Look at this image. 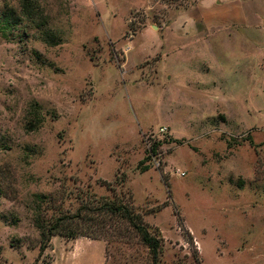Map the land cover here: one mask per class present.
I'll return each instance as SVG.
<instances>
[{
    "label": "rangeland",
    "instance_id": "374dc122",
    "mask_svg": "<svg viewBox=\"0 0 264 264\" xmlns=\"http://www.w3.org/2000/svg\"><path fill=\"white\" fill-rule=\"evenodd\" d=\"M112 201L160 264H264V0H0V264H71L37 205L152 264Z\"/></svg>",
    "mask_w": 264,
    "mask_h": 264
},
{
    "label": "trees",
    "instance_id": "16d2710c",
    "mask_svg": "<svg viewBox=\"0 0 264 264\" xmlns=\"http://www.w3.org/2000/svg\"><path fill=\"white\" fill-rule=\"evenodd\" d=\"M160 143H154L152 146V153L148 157L149 161L153 155H157V148ZM149 168H145L144 172ZM40 198L41 197H37ZM101 212L108 213L111 218H118L123 223H128L133 230L138 233L140 240L146 245L152 255V264H160V256L163 249L162 240L159 235H153L149 228L143 223L142 217L136 213L131 205L125 201L121 202H105L100 208ZM82 209L74 216L62 215L52 220H47L42 210V205L35 206V227L40 231L42 244L41 250L45 251L51 243L53 236L60 235L68 240L77 239L80 237H87L92 239H98V237L90 236L89 233L83 231L79 225V221L82 219ZM102 233V232H101Z\"/></svg>",
    "mask_w": 264,
    "mask_h": 264
},
{
    "label": "crops",
    "instance_id": "0c3cea01",
    "mask_svg": "<svg viewBox=\"0 0 264 264\" xmlns=\"http://www.w3.org/2000/svg\"><path fill=\"white\" fill-rule=\"evenodd\" d=\"M188 29L197 30L198 28H197V26H194L193 25V26L188 27ZM98 242H100V241H98V240H92V239H88V238H79V239H75V240L73 239V240H71V243L73 245V248L71 250L65 251V254H64L63 257L64 258L67 257L68 259L69 258H72L71 264H81L80 263V259L82 261H84L85 258H86L85 252H87L82 247H84L86 245L87 246H91V245H93L95 243H98ZM101 264H104V258L102 259Z\"/></svg>",
    "mask_w": 264,
    "mask_h": 264
},
{
    "label": "built area",
    "instance_id": "2783aa9c",
    "mask_svg": "<svg viewBox=\"0 0 264 264\" xmlns=\"http://www.w3.org/2000/svg\"><path fill=\"white\" fill-rule=\"evenodd\" d=\"M166 132V128H162L161 130H160V133H165ZM155 156L153 155L152 156V160H155V158H154Z\"/></svg>",
    "mask_w": 264,
    "mask_h": 264
}]
</instances>
